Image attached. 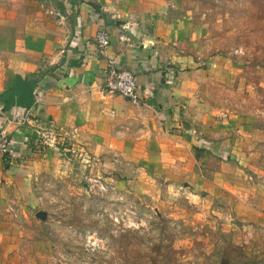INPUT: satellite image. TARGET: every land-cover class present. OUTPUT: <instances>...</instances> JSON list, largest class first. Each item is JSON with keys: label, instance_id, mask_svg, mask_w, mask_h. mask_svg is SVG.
Here are the masks:
<instances>
[{"label": "crops", "instance_id": "obj_1", "mask_svg": "<svg viewBox=\"0 0 264 264\" xmlns=\"http://www.w3.org/2000/svg\"><path fill=\"white\" fill-rule=\"evenodd\" d=\"M186 0H8L0 15V94L33 77L35 100L4 109L0 130V264H17L19 235L41 210L37 191L59 170L60 144L76 143L127 191L190 192L235 220V241L264 229V181L247 176L243 140L264 141L250 112L224 96L229 59L211 54ZM110 34L101 51L95 35ZM110 59L139 82L135 102L103 89ZM27 117L20 123L19 119ZM89 162V160H87Z\"/></svg>", "mask_w": 264, "mask_h": 264}, {"label": "rangeland", "instance_id": "obj_2", "mask_svg": "<svg viewBox=\"0 0 264 264\" xmlns=\"http://www.w3.org/2000/svg\"><path fill=\"white\" fill-rule=\"evenodd\" d=\"M187 1L209 52L237 69L225 98L264 129V0ZM7 2L0 0L1 16ZM242 140L243 171L264 181V141ZM60 147L59 170L36 184L43 200L34 211L45 218L33 212L26 221L17 264H264V229L236 242L235 220L190 192L123 190L76 143Z\"/></svg>", "mask_w": 264, "mask_h": 264}, {"label": "built area", "instance_id": "obj_3", "mask_svg": "<svg viewBox=\"0 0 264 264\" xmlns=\"http://www.w3.org/2000/svg\"><path fill=\"white\" fill-rule=\"evenodd\" d=\"M95 42L101 51H105L110 47V34L106 31H100L95 35ZM106 82L103 89L112 94L122 95L135 102L140 100L138 93L139 82L133 72L126 68H120L116 59H110ZM27 117L19 119L20 123L26 122ZM11 141L9 140L5 130H0V154L5 156L10 152Z\"/></svg>", "mask_w": 264, "mask_h": 264}, {"label": "trees", "instance_id": "obj_4", "mask_svg": "<svg viewBox=\"0 0 264 264\" xmlns=\"http://www.w3.org/2000/svg\"><path fill=\"white\" fill-rule=\"evenodd\" d=\"M36 88V81L33 77L23 78L16 76L13 87L6 89L0 94V98L4 103V109L9 111L15 106L28 107L35 100L34 91Z\"/></svg>", "mask_w": 264, "mask_h": 264}, {"label": "water", "instance_id": "obj_5", "mask_svg": "<svg viewBox=\"0 0 264 264\" xmlns=\"http://www.w3.org/2000/svg\"><path fill=\"white\" fill-rule=\"evenodd\" d=\"M37 216H38L39 218H45V213L42 212V211H40V212L37 214Z\"/></svg>", "mask_w": 264, "mask_h": 264}]
</instances>
